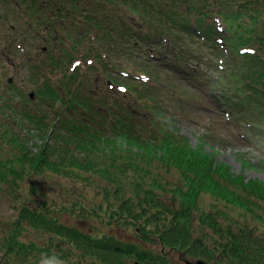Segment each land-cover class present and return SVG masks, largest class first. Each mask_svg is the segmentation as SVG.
I'll return each instance as SVG.
<instances>
[{"label":"trees","instance_id":"trees-1","mask_svg":"<svg viewBox=\"0 0 264 264\" xmlns=\"http://www.w3.org/2000/svg\"><path fill=\"white\" fill-rule=\"evenodd\" d=\"M130 1L131 8L142 15L145 22L158 17L161 26L189 33L191 37L200 34L199 39L204 40V43L199 41L198 50L182 42L179 49L172 36L160 31V37H166L173 50L164 53L166 57L157 56L158 61L174 64L178 73L184 72L187 79L208 77L209 71L206 72L203 65L210 69L214 63H224L223 67L210 70L209 79L214 84L210 88L216 89L225 102L253 105L257 118L264 121L263 111L255 104L264 95V0H167L164 1L166 10H161L151 0ZM126 2L121 0L118 4L127 9ZM32 4L29 0H0V41L4 43L3 51L0 44V64L6 67V50L32 44L35 52L47 47L40 61L44 57L57 72L55 77H50L52 84L41 81L37 88L49 116L26 115V110L18 114L20 119L26 118L32 124L36 137L42 140L48 136L37 151L29 145L28 136L21 134L23 127L12 118V107L22 105L24 92L16 93L19 104H6V109L4 95L0 97V203L4 210L12 212L0 213V264H40L45 254L46 264H168L169 252L210 263L264 264V238L256 229L244 224L222 225L218 215L223 212L197 210L200 209L199 198L207 195L226 206L254 213L264 204V182L233 174L230 167L216 159L214 152L204 147V140L193 146L186 136L163 130L159 102L149 91H173L174 86L161 81L154 67L137 71L148 78L143 83L125 78L115 70L103 51L109 52L111 47L117 46L108 39L116 25L111 21L100 24L101 10L91 12L76 6L66 14L60 7L52 16L46 14L37 22L32 11L39 8L34 9ZM216 21L224 23L221 33L216 29ZM81 22L85 27L78 38L68 37L63 28L53 29L56 23L70 28ZM174 28L177 30H172ZM118 29L128 30L123 26ZM219 34L228 48L227 53L216 41ZM63 37L68 39L59 42ZM76 47H80V55L67 54ZM31 69L39 70L34 64ZM111 72L114 81L109 85L104 73ZM86 73L88 86L93 85L100 91V82H103L102 89L106 88L104 90L114 99L135 94V100L141 101L149 112L146 122L132 118L135 108H128L131 102L123 106L127 111L120 117L111 114L104 119L98 114L100 117L95 118L92 101L89 102L88 97L82 100L83 94L77 93L82 83L78 77ZM57 78L67 82L70 97L67 100L55 87L60 83ZM1 88L3 92L11 90ZM187 92L172 97L185 105L189 97H195ZM75 105L81 108L80 118L71 116ZM102 106L97 101V107ZM67 108H70L69 113L62 117ZM49 124L54 125L51 131ZM161 129L163 134L159 136L156 133ZM153 158L166 172L175 171L178 181L169 183L159 173L154 174ZM243 163L249 162L244 160ZM48 172L89 185L98 180L97 173H100L108 184L100 193L104 201L88 204L78 198L50 200L36 182H32ZM26 181H30L28 193L23 190ZM163 190L171 195L161 194ZM71 192L75 196L76 190ZM94 220L103 227L133 224L139 237L155 241L161 250L156 253L143 250L134 242L125 245L113 237L96 236L97 230L86 232L75 223L93 221L91 224L95 225ZM148 225L156 229V234L140 230Z\"/></svg>","mask_w":264,"mask_h":264},{"label":"rangeland","instance_id":"rangeland-1","mask_svg":"<svg viewBox=\"0 0 264 264\" xmlns=\"http://www.w3.org/2000/svg\"><path fill=\"white\" fill-rule=\"evenodd\" d=\"M119 1L121 0H35L33 2L32 0H29V3H33L32 5L34 9H36V6L39 8L38 11H32L33 19L37 22L42 21L46 14H51L52 16V13L58 11L60 7L66 14L75 9L76 6H82L91 12L101 10L102 15L98 17V22L103 24L111 21L116 25V28H114L115 30L110 33L108 39L115 42L117 46L110 48L108 59L111 57L115 58L114 65L121 64L129 69H134L135 71H148V68L152 69V67H154L156 69L155 74L161 77V81H166L174 86L173 91L162 89H153L149 91V95L157 99L159 102V112L160 115L163 116L162 122L165 125L162 127L163 130L169 129L172 133H175L174 135L176 136H186L190 139L193 146L200 144L201 141L204 140V147L208 151L214 152L216 159L230 167V171L233 174H241L246 179H255L264 182V121L261 117L257 118V115L254 113L255 108L253 105L240 106V103H236L235 101L224 102L220 93L213 92L216 89L210 88V86L214 84L211 79H209V73H211L210 70H217L218 64L216 65L214 63L213 66L211 65V67H209L210 69H206L203 65L206 72L209 71L208 77H194L187 79L184 72L181 74L178 73L179 70L174 68V64L160 62L158 59H154L150 55V48H153L155 52L161 55L167 52L161 41L160 31H163L164 35L169 34L172 36L175 40V46L177 48L179 47V49H182L180 44L182 42L185 44H191L192 48L198 50L199 37H191L189 33L187 34L183 31H171L169 30V26L160 25L161 23H159L160 19L158 17H155V20L153 21L148 19L145 22L144 17L134 12L135 10L131 8L132 2L130 0H127L126 3L128 4V8L125 10L118 4ZM164 1L167 0H151L150 2L156 4L161 10H166L164 6L167 3ZM138 2L140 3V0H138ZM105 16L108 17L106 18L107 20H103ZM171 20L173 21V19ZM82 24L83 22H81V24L71 25L70 28H67L61 23H56L53 29L63 28L68 32V37H76L82 28L85 27ZM157 24H159V26ZM118 26H123V28H127L128 30H117ZM172 30L177 29L174 28ZM57 31L59 30H56L55 32ZM143 34L145 35L142 36ZM68 37H63L59 42L67 40ZM0 44H2V41H0ZM3 46L4 43L1 47L2 51ZM33 47L34 45L32 44L26 46L28 49V52L26 53L21 52L20 49L16 50L15 48L12 49L13 51L6 50V58L8 60L6 63L7 69L4 68L3 64H0V97L4 95L6 109V104L10 106L16 105L15 102L19 100V98H15V96H17L16 93L24 92V100L21 101L22 105L19 106V108L12 107L14 109L12 118H15V122L19 124L20 128L23 127L21 134L23 133L28 136V139L30 140L29 145L32 147L33 151H37L38 147L42 145L44 138H47L48 136H45L42 140L41 138L36 137L34 133L31 132L34 129L32 124L26 118L21 117L20 119L18 114L20 115L22 114V110H26V115L37 113L39 115L42 114L47 117L49 116L47 114L49 113V110L47 109L44 100L37 98V95L31 99L29 98L28 93L35 90L34 87L39 81H45L48 84H52L49 82L52 80L50 77L52 75L54 77L56 76L54 73L57 72V68L50 67L44 57H42L40 61V55L46 53L41 46L38 47H41L38 52H35V48ZM81 52L80 47H76L71 54L69 52H67V54L70 56L75 54L80 55ZM36 55L37 60L34 59ZM162 56L165 57V55ZM31 63H34V66H37L39 70L36 71L31 69L33 65ZM112 75V72L110 74L104 73V78L107 82L109 80L114 81ZM89 76L92 80V73ZM9 77L12 79L7 82ZM78 79L81 80L82 83L80 84L77 93L83 94L82 100H85V97H88V101H92L90 104L94 107L92 110L94 115H97L95 118L100 117L98 114H102L104 119L105 116L107 119V116H111V114L120 117L127 111L123 106H126L127 102H131V106H128V108H135V110L133 109L135 111L133 113L135 114L132 118L140 122H146V116L149 112L145 110L146 106L142 104L141 101L135 100V94L120 95L118 98L114 99V97L104 90L106 88L102 89L103 82H100V91H97L93 85L88 86L87 84L89 81L87 73L79 76ZM57 80H59L60 83L55 84V87L67 100L70 98L66 87L67 82H63L58 78ZM209 82L211 83L209 84ZM3 86L6 87L7 90L11 89L13 91L11 92L10 90L8 92H3V88H1ZM186 90L188 91V95L191 94V96L195 97H189L186 101L187 103L181 105L178 101H175V97H172V95H181V93ZM197 98L200 100H196ZM97 101L101 102L103 106L97 107ZM124 101L126 104H124ZM263 103L264 95H262L260 100L255 103L264 113ZM69 109L70 108H67V111L61 116L64 117V114H68ZM106 109L107 111H105ZM96 110L99 113H96ZM80 112V106L75 105V109L71 111V116L80 118L82 117ZM182 113L183 115H181ZM235 114L236 116H234ZM232 115L233 118H231ZM235 117L239 118L242 122H236L234 128L230 122ZM17 118H19V120ZM225 120L227 122H225ZM247 120H251L254 123L253 127H251V129L249 127L248 129L250 130L249 136L243 134L248 131L246 129L248 125ZM52 122L55 124L56 120ZM56 125L59 129V122H57ZM48 128V130L51 131L54 129V125L50 127L49 124ZM156 134L161 136L163 134L162 129L161 131L158 130V133ZM0 143H2V137L0 138ZM244 160L249 163L245 165L243 163ZM160 165L161 164L153 158L151 168L152 170H155L154 174L159 173L160 177H164L169 183L178 181V175L175 171L171 169V171L166 172V170L162 169ZM97 176L99 181L96 179L94 184L89 185L86 184V182L83 184L82 181H75V183L72 182L71 179L69 180L53 174L52 172H48L47 174L38 176V178H35L32 182H36L38 188L45 192L50 200H56L59 202L61 200L69 201L71 198H78L89 204V202L104 201L100 193L102 192V188L108 184L105 183V180L101 177L100 173H97ZM29 184L30 181L24 183L23 190L25 193L29 192ZM74 189L76 190L75 196H72L71 191ZM164 192L170 193L169 191L163 190L161 191V194H164ZM170 195L168 194V196ZM197 204L200 207V209H197L198 211L205 209L212 212H223V214L218 215L222 225L231 224L233 226H239L244 224L256 229L257 234L264 238V204L259 209H256L254 213L246 212L243 208H234L231 205L226 206L222 202L215 201V198L212 196L207 195H205L204 198L200 197ZM4 208L5 207L0 203V213L3 211L5 213L10 212L4 210ZM103 211L109 214L107 210ZM11 213L12 212L8 214ZM256 214L260 215V218ZM1 217H3V215ZM94 222L95 225L91 224L93 221L87 223H75L86 232H94L97 230L96 236L105 235L113 237L116 241H120L125 245L134 242L135 245L143 250H151L156 253L161 250V246L155 241H147L139 237V234H136L133 224H125L121 226L103 224V227L101 225L102 223L100 224L96 220H94ZM140 230L145 233L146 231H149L150 234H156V229L151 225H148L145 228L140 227ZM214 238H216V235L212 237V239ZM164 252H166V250H164ZM167 255V258L169 259L168 264H184V261L191 260L187 256L178 252H169Z\"/></svg>","mask_w":264,"mask_h":264},{"label":"water","instance_id":"water-1","mask_svg":"<svg viewBox=\"0 0 264 264\" xmlns=\"http://www.w3.org/2000/svg\"><path fill=\"white\" fill-rule=\"evenodd\" d=\"M185 264H212V263L206 262V261L201 260V259H197V260H194V261L186 260ZM214 264H220V263H214Z\"/></svg>","mask_w":264,"mask_h":264},{"label":"clouds","instance_id":"clouds-1","mask_svg":"<svg viewBox=\"0 0 264 264\" xmlns=\"http://www.w3.org/2000/svg\"><path fill=\"white\" fill-rule=\"evenodd\" d=\"M46 259H47L46 254L42 255L41 258H40V264H46Z\"/></svg>","mask_w":264,"mask_h":264}]
</instances>
